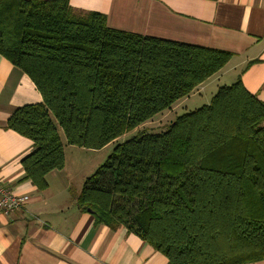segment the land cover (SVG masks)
Returning <instances> with one entry per match:
<instances>
[{"label": "trees", "instance_id": "obj_1", "mask_svg": "<svg viewBox=\"0 0 264 264\" xmlns=\"http://www.w3.org/2000/svg\"><path fill=\"white\" fill-rule=\"evenodd\" d=\"M0 54L42 95L6 123L32 140L22 163L40 188L64 165L61 131L70 145L100 149L170 109L231 57L109 27L105 14L75 11L69 0H0ZM76 199L167 264L264 260V103L239 76L165 129L118 141Z\"/></svg>", "mask_w": 264, "mask_h": 264}, {"label": "crops", "instance_id": "obj_2", "mask_svg": "<svg viewBox=\"0 0 264 264\" xmlns=\"http://www.w3.org/2000/svg\"><path fill=\"white\" fill-rule=\"evenodd\" d=\"M69 3L75 11L105 14L107 25L115 29L231 53L221 69L170 110L212 83L217 91L239 76L246 90L264 103V0ZM41 101L29 75L0 54V181L11 192L28 195L21 210L9 215L0 212V264H167L165 255L124 226L96 222L90 210L78 206L76 198L84 181L97 167L82 171L79 178L70 173L61 134L62 168L49 171L42 188L26 176L22 160L33 142L6 123L15 108ZM72 146L79 149L70 150L75 160L78 151L91 150ZM245 264H264V260Z\"/></svg>", "mask_w": 264, "mask_h": 264}, {"label": "rangeland", "instance_id": "obj_3", "mask_svg": "<svg viewBox=\"0 0 264 264\" xmlns=\"http://www.w3.org/2000/svg\"><path fill=\"white\" fill-rule=\"evenodd\" d=\"M219 82V81H218ZM220 83V82H219ZM223 83V82H222ZM194 90V89H193ZM216 92L214 90V83L210 84L201 91L199 94H195L190 98L185 99V101L179 105H175L173 109H165L162 112L157 113L154 118L146 121L145 123L139 125L136 129L126 132L118 140L108 143L100 149H84V151H78L80 154L79 159L75 160L71 158L70 150H79L78 147H73L65 141V137L61 135L64 139L65 153L67 154V166L68 170L71 173L75 174L76 178H79L82 171L87 172L90 168L98 167L104 163L108 156L112 153L113 147L118 141H122L125 138L129 137L131 134L136 133L138 130H147L151 132H157L162 129H165L169 123H171L177 116L186 113L188 111L194 110L204 104L209 103L211 96ZM75 148V149H71ZM86 150V151H85ZM96 170V168H95ZM94 170V171H95ZM138 202L137 200L133 202V209H136Z\"/></svg>", "mask_w": 264, "mask_h": 264}, {"label": "built area", "instance_id": "obj_4", "mask_svg": "<svg viewBox=\"0 0 264 264\" xmlns=\"http://www.w3.org/2000/svg\"><path fill=\"white\" fill-rule=\"evenodd\" d=\"M26 200L28 195L13 193L0 181V212L7 215L17 212L23 208Z\"/></svg>", "mask_w": 264, "mask_h": 264}]
</instances>
